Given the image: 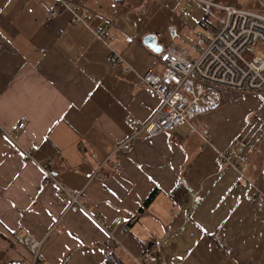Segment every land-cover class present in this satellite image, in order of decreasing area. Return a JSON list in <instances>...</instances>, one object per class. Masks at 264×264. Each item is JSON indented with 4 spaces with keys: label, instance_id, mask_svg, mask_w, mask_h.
I'll return each mask as SVG.
<instances>
[{
    "label": "crops",
    "instance_id": "1",
    "mask_svg": "<svg viewBox=\"0 0 264 264\" xmlns=\"http://www.w3.org/2000/svg\"><path fill=\"white\" fill-rule=\"evenodd\" d=\"M66 1L91 12L90 26H103L139 72L156 68L154 54L168 43L197 40L200 11L185 0ZM53 2L0 0V264H111V252L138 264L153 234L161 242L148 264H264L259 96L223 93L219 109L114 153L129 123L151 118L160 99L111 63L109 47L69 12L49 16L42 3ZM20 121L25 127L13 132ZM232 139L248 155L238 166L216 158ZM180 183L176 201L170 193ZM58 184L83 207L69 208ZM26 234L40 242L34 263Z\"/></svg>",
    "mask_w": 264,
    "mask_h": 264
},
{
    "label": "built area",
    "instance_id": "2",
    "mask_svg": "<svg viewBox=\"0 0 264 264\" xmlns=\"http://www.w3.org/2000/svg\"><path fill=\"white\" fill-rule=\"evenodd\" d=\"M254 1L258 4L257 10L249 9L244 4L185 0L188 6L200 11L196 22L203 31L198 37L199 43L191 46L193 52L174 42L168 43L154 54L156 68L144 72L133 68L109 45L110 38L101 27H90L91 12H84L66 0H54L51 5L42 3V6L49 16L69 12L72 23L85 25L109 47L108 60L111 63L121 64L125 72H132L138 86L147 88L160 99V106L151 118L145 122L133 120L129 123L130 134L114 149L115 153L120 149H129L135 141L170 133L180 126L191 124L199 116L217 110L222 106L223 93L264 94V58L256 53L257 46L264 49V0ZM24 127L25 122L20 121L12 125L11 130L16 132ZM169 141L174 142L173 135L169 136ZM206 143L209 140L205 137L203 144ZM25 156L31 158L30 152L25 151ZM110 157L105 162L109 163ZM216 158L221 164L238 166L236 160L247 162L248 155L245 146L239 140L232 139L225 148L217 150ZM119 166L115 163L114 171L118 172ZM45 177L57 182L49 171H45ZM58 186L60 194L69 198V208L83 207L77 200L79 194L70 193L60 184ZM115 223L121 225L122 221L117 219ZM107 231L113 237L115 231L112 228ZM125 233L126 229L123 228L119 234ZM22 241L32 251L33 263L40 259V242L29 234ZM160 242L153 234L142 245L141 259H135L137 263L156 260Z\"/></svg>",
    "mask_w": 264,
    "mask_h": 264
},
{
    "label": "trees",
    "instance_id": "3",
    "mask_svg": "<svg viewBox=\"0 0 264 264\" xmlns=\"http://www.w3.org/2000/svg\"><path fill=\"white\" fill-rule=\"evenodd\" d=\"M116 1H118V0H116ZM121 1H123V0H119V2H121ZM214 1H216V2H218V3H221V4L239 5L238 0H214ZM91 15H92V16H91V20H92V18H93V14L91 13ZM91 20H90V21H91ZM89 25H90V22H89ZM90 27H92V26H90ZM97 27H98V26H97ZM97 27H92V28L94 29V28H97ZM99 27H101V28L107 33V35H108V32L104 29L103 26H100V25H99ZM90 31H91V30H90ZM91 32H92V31H91ZM108 37H109V35H108ZM109 38H110V37H109ZM183 191H184V188H183L182 184L180 183V184H178V185L172 190V192L170 193V195H171V197H172L174 200L179 201V200L184 196V195H183V194H184ZM155 193H156V190L152 191V192L147 196V198L144 200L143 204L141 205L139 211L143 210L144 207H145L146 205L149 204V202L153 199ZM107 259H108V262L111 263V264H120V263H119V259H118V258L115 256V254L112 253V252H111L110 254H107Z\"/></svg>",
    "mask_w": 264,
    "mask_h": 264
},
{
    "label": "rangeland",
    "instance_id": "4",
    "mask_svg": "<svg viewBox=\"0 0 264 264\" xmlns=\"http://www.w3.org/2000/svg\"><path fill=\"white\" fill-rule=\"evenodd\" d=\"M238 3L239 4H244L247 8L249 9H253V10H257L258 9V4L254 1V0H238ZM190 7V11L191 9L194 10L193 6H189ZM192 7V8H191ZM189 9V8H188ZM197 22V20H196ZM192 28V26L190 27ZM193 32L196 34V39L197 40H186V47L190 49L191 52H193V50L191 49V46L194 45V43H199V39L197 38V36L199 37V35L203 32L202 29H200L198 26H197V23H196V26L193 28ZM102 42V41H101ZM103 43V42H102ZM202 46V45H201ZM256 53L261 57V58H264V49H261L259 46H257L256 48ZM249 57V55L247 56ZM234 93V92H232ZM259 96V97H258ZM256 97L260 98L261 101H262V104H263V107H264V94L262 95H257ZM219 109V108H218ZM208 137V136H207ZM206 137V138H207ZM208 139V138H207ZM120 165V164H119ZM121 171V167L119 166V171ZM116 222V221H115ZM157 260V258H156ZM154 260V261H156ZM154 261H150V262H147V263H144V264H148V263H151V262H154Z\"/></svg>",
    "mask_w": 264,
    "mask_h": 264
},
{
    "label": "water",
    "instance_id": "5",
    "mask_svg": "<svg viewBox=\"0 0 264 264\" xmlns=\"http://www.w3.org/2000/svg\"><path fill=\"white\" fill-rule=\"evenodd\" d=\"M145 40H146V38H144ZM145 40H144V42H145Z\"/></svg>",
    "mask_w": 264,
    "mask_h": 264
}]
</instances>
